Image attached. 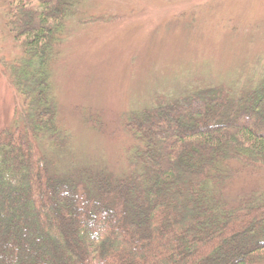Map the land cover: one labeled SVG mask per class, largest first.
Segmentation results:
<instances>
[{"label": "trees", "instance_id": "trees-1", "mask_svg": "<svg viewBox=\"0 0 264 264\" xmlns=\"http://www.w3.org/2000/svg\"><path fill=\"white\" fill-rule=\"evenodd\" d=\"M5 1L23 108L0 130V264H264V190L226 193L264 171V79L155 98L125 119L120 174L68 169L52 70L79 0Z\"/></svg>", "mask_w": 264, "mask_h": 264}, {"label": "rangeland", "instance_id": "rangeland-1", "mask_svg": "<svg viewBox=\"0 0 264 264\" xmlns=\"http://www.w3.org/2000/svg\"><path fill=\"white\" fill-rule=\"evenodd\" d=\"M7 8L0 0V130L18 123L23 108L3 75L2 61L22 56ZM263 79L264 0H79L52 70L53 94L73 136L58 158L68 169L120 174L129 113L191 87L235 92ZM263 172L237 175L226 190L230 200L264 190Z\"/></svg>", "mask_w": 264, "mask_h": 264}]
</instances>
